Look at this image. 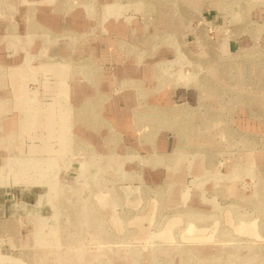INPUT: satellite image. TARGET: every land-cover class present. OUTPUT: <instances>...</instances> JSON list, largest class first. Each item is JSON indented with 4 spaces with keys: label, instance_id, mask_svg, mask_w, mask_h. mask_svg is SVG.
<instances>
[{
    "label": "rangeland",
    "instance_id": "rangeland-1",
    "mask_svg": "<svg viewBox=\"0 0 264 264\" xmlns=\"http://www.w3.org/2000/svg\"><path fill=\"white\" fill-rule=\"evenodd\" d=\"M0 264H264V0H0Z\"/></svg>",
    "mask_w": 264,
    "mask_h": 264
},
{
    "label": "bare ground",
    "instance_id": "bare-ground-1",
    "mask_svg": "<svg viewBox=\"0 0 264 264\" xmlns=\"http://www.w3.org/2000/svg\"><path fill=\"white\" fill-rule=\"evenodd\" d=\"M23 59V58H22ZM137 252V251H136Z\"/></svg>",
    "mask_w": 264,
    "mask_h": 264
}]
</instances>
